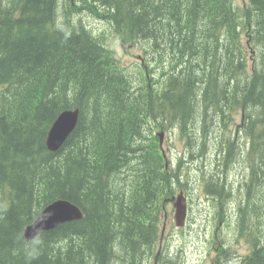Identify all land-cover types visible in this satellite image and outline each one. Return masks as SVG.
<instances>
[{
  "label": "trees",
  "instance_id": "1",
  "mask_svg": "<svg viewBox=\"0 0 264 264\" xmlns=\"http://www.w3.org/2000/svg\"><path fill=\"white\" fill-rule=\"evenodd\" d=\"M60 1L0 0V264H147L183 163L212 149L201 186L224 206L244 146L243 264H264V0H63L59 26ZM83 10L146 43L154 65L129 69L71 20ZM75 108L77 127L50 151L52 124ZM154 127L184 139L176 166ZM60 198L83 219L29 241L26 227Z\"/></svg>",
  "mask_w": 264,
  "mask_h": 264
},
{
  "label": "rangeland",
  "instance_id": "2",
  "mask_svg": "<svg viewBox=\"0 0 264 264\" xmlns=\"http://www.w3.org/2000/svg\"><path fill=\"white\" fill-rule=\"evenodd\" d=\"M64 5L61 0L57 20L59 26L64 19ZM70 17L72 21H81L99 36L111 47L113 55L138 75L143 64H148L149 67L154 65L150 55L145 53L146 43L132 45L116 39L112 33L113 29L103 17L88 10L72 12ZM153 130L155 134H162L160 145L168 166H176L179 157L186 152L184 139L178 129L162 130L154 127ZM213 155L210 148L205 160H188L183 163V181L186 186L177 185L175 192L163 201L160 248L155 249L154 255H149L147 264H243V258L251 252L252 244L239 227L243 184L250 173L247 148L244 146L241 149V154L226 174L233 195L224 206L206 194L201 186V170L205 164L210 165ZM180 193L186 197L187 204L186 222L181 227L176 225L174 206V201ZM261 231L264 232V226Z\"/></svg>",
  "mask_w": 264,
  "mask_h": 264
},
{
  "label": "water",
  "instance_id": "3",
  "mask_svg": "<svg viewBox=\"0 0 264 264\" xmlns=\"http://www.w3.org/2000/svg\"><path fill=\"white\" fill-rule=\"evenodd\" d=\"M1 20V17H0ZM80 118V109L63 110L52 124L48 137L47 147L50 151H58L71 133L77 127ZM162 136V134H160ZM175 222L181 227L187 218L186 197L180 193L174 201ZM84 213L74 202L60 198L49 203L25 229V236L31 240L36 238L41 232L51 230L62 223L83 219Z\"/></svg>",
  "mask_w": 264,
  "mask_h": 264
},
{
  "label": "clouds",
  "instance_id": "4",
  "mask_svg": "<svg viewBox=\"0 0 264 264\" xmlns=\"http://www.w3.org/2000/svg\"><path fill=\"white\" fill-rule=\"evenodd\" d=\"M34 243H39L38 239L34 240Z\"/></svg>",
  "mask_w": 264,
  "mask_h": 264
},
{
  "label": "bare ground",
  "instance_id": "5",
  "mask_svg": "<svg viewBox=\"0 0 264 264\" xmlns=\"http://www.w3.org/2000/svg\"><path fill=\"white\" fill-rule=\"evenodd\" d=\"M6 45V44H5ZM230 55V54H229ZM36 239V238H35ZM30 241V240H29ZM32 241V240H31Z\"/></svg>",
  "mask_w": 264,
  "mask_h": 264
}]
</instances>
